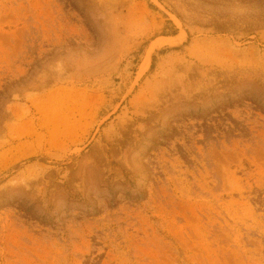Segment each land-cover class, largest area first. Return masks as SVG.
Segmentation results:
<instances>
[{"label":"rangeland","instance_id":"1","mask_svg":"<svg viewBox=\"0 0 264 264\" xmlns=\"http://www.w3.org/2000/svg\"><path fill=\"white\" fill-rule=\"evenodd\" d=\"M0 264H264V0H0Z\"/></svg>","mask_w":264,"mask_h":264},{"label":"bare ground","instance_id":"2","mask_svg":"<svg viewBox=\"0 0 264 264\" xmlns=\"http://www.w3.org/2000/svg\"><path fill=\"white\" fill-rule=\"evenodd\" d=\"M183 38H184V36H183ZM182 41H183V39H180V40H175V39L174 40H172V39H170V40L164 39L163 40V39H161L159 42L154 44V46L150 50H148V52H147V61L145 62V66H143L142 71H143L144 67L145 68L149 67L151 54L153 53L154 48L163 47L164 45L175 46V45L181 44Z\"/></svg>","mask_w":264,"mask_h":264}]
</instances>
